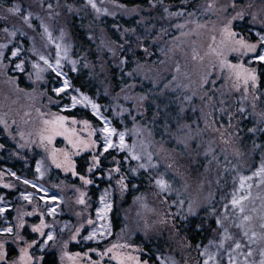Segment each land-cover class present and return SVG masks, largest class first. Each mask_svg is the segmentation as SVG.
Instances as JSON below:
<instances>
[{"label": "trees", "instance_id": "16d2710c", "mask_svg": "<svg viewBox=\"0 0 264 264\" xmlns=\"http://www.w3.org/2000/svg\"><path fill=\"white\" fill-rule=\"evenodd\" d=\"M16 1L20 0H0V30L10 27L11 10ZM57 1L67 15L65 21L73 52L80 60L79 70L69 76L72 86L79 91L94 97L113 98L135 87L134 79L139 74V84L153 85L156 90L154 96L165 94L166 88L177 81L187 85L197 115L196 125L192 128L199 127L200 119L209 130L213 126L222 129V126L233 124L246 127L249 122L243 119L240 102L246 103L250 109V119L264 117V63L253 61L262 49L256 32L264 33V0H234L231 6L237 8H232L230 13L207 5L215 0H105L113 14L107 15L97 25L89 21L91 18L84 7V0ZM24 5L30 6V1ZM201 22L206 30H222L218 35H212L214 47L200 46L196 27ZM97 27L102 29L101 38L95 35L96 30H92ZM3 41L0 38V43ZM11 49L4 64L8 75L16 78V91L34 93L35 85L25 78V73L12 72L14 60H10ZM8 61L11 66H7ZM150 67L158 68L151 84V76H145V69ZM52 76L48 75L41 90L55 100L53 105H48L54 116L39 121V126L46 130L45 125L58 128L51 141L46 133L44 137L37 134L40 140L35 143L13 140L0 124V174L7 173V169L31 180L37 159L43 157L49 173L42 184L64 196L60 217L50 218L35 202L27 203L24 208L13 206L14 209L7 212L16 228L15 238L19 236L22 243L36 245L34 264H68L64 258L66 252L76 255L83 264H159L158 255L162 258L169 256L177 264H201L198 249L206 244L209 233L203 230L194 232L190 224L180 222L168 199L163 197L155 201L159 203L140 222L142 226L147 225L149 232L137 234L129 243H118L122 221H125L127 209L132 205L135 181L125 170L122 155H100L99 122L89 110L80 107L59 110V101L63 98L54 96ZM123 84L126 86L122 89ZM246 87H250V91H245ZM156 103L153 107L158 110L153 115L150 112V121L156 117L153 122L156 131L168 132L158 139L172 144L175 140L172 139V126L178 128L186 124L187 117H169L165 109L166 105L169 107V100L165 98ZM213 110L218 114H221L220 110L225 112L226 117L222 115L223 120H218L220 116ZM31 132L34 138V132ZM245 135L246 132L241 131L237 134L241 139L238 142L241 149L246 142L249 149V139ZM179 153L184 156V149ZM107 173L111 174L109 181L113 189V234L101 244H85L83 238L86 230L94 225L98 193L105 186ZM10 185L6 188L0 184V194L11 200L19 191L26 189L25 186L18 187L13 178H10ZM152 187V184L151 187L145 185L144 190L156 195ZM16 216H21L25 226L20 224V220L15 221ZM65 221L71 223L72 231L64 235L60 247L52 246L40 252L45 233L61 227ZM2 238L0 236L4 260L0 264L13 263L18 258L20 245L15 244L14 237ZM68 238L71 239L67 241ZM119 250L134 253V256L126 257L130 263L123 260L115 262ZM62 251L65 252L62 254Z\"/></svg>", "mask_w": 264, "mask_h": 264}, {"label": "rangeland", "instance_id": "374dc122", "mask_svg": "<svg viewBox=\"0 0 264 264\" xmlns=\"http://www.w3.org/2000/svg\"><path fill=\"white\" fill-rule=\"evenodd\" d=\"M28 1L30 6L24 5ZM224 1L215 0L207 5H214L218 11L225 13L237 8L231 6L234 0ZM84 7L89 11V21L95 25L113 14L110 4L105 0H84ZM11 11L10 27L0 30V38L4 40L0 43V124L10 138L35 143L40 140L37 134L44 137L46 133L51 141L53 134L59 131L52 125H45L47 130L39 126L40 119L54 116L49 112L48 105H53L55 100L41 90L45 87L48 75L53 74L51 88L54 96L65 101H59V110L79 107L89 110L99 122L100 155H122L124 168L135 181L132 205L127 209L125 221H122L118 243H129L137 234L149 232L147 225L142 226L140 222L159 203L155 201L163 197L168 199L180 222L190 224L194 232L203 230L209 233L206 244L198 249L201 264H264V117L250 119V109L246 103L240 102L239 110L243 113V119L249 122L246 127L233 124L222 126V129L209 126V130L200 119L199 127L192 128L196 125L197 115L187 85L177 81L166 88L165 94L154 96L156 90L153 85L139 84V74L134 79L136 88L120 92L116 97L104 99L102 96L83 93L72 86L69 78L71 72L79 70L81 65L73 52L74 46L65 21L67 15L60 3L57 0H20L14 3ZM199 25L196 27V36L200 38V46L214 47L212 35H218L222 30H206L202 22ZM92 30H96L98 38L102 37V29L97 27ZM256 37L262 49L253 61L264 63V33L256 32ZM10 48V60H14L12 72L25 73V78L35 85L34 93L16 91V78L8 75V68L4 64ZM11 65L8 61L7 66ZM145 71V76H151V84L158 68L150 67ZM163 82L165 85L166 81ZM122 86L123 89L126 85ZM249 88L244 90L250 91ZM163 98L169 100V107H165L169 117H187L186 124L178 128L172 126V139H175L172 144L158 139L168 132L156 131V124L153 123L156 117L150 121V112L153 115L158 110L153 107V103ZM213 111L220 116L218 120L226 117V113L221 110V114L217 110ZM31 131L34 132V138ZM239 131L246 132L244 137L248 136L250 150L247 142L243 145L244 149L238 145L241 141L237 136ZM182 149L185 151L184 156L179 153ZM57 158L61 160V156ZM48 168L45 159L40 157L31 180L7 169L8 174H0L2 186L10 188V178H13L18 187L26 188L12 200L0 194V236L2 240L14 237L15 244L20 245L18 258L10 264H34L36 246L22 243L19 236L15 238L16 228L7 214L14 209L13 206L24 208L27 203L35 202L50 218L62 216L64 196L42 184L49 173ZM110 175L106 174L105 186L98 193L94 225L86 230L83 238L85 244H101L113 234ZM151 184L156 195L144 190L145 185L151 187ZM14 218L18 221L21 216ZM19 222L25 226L24 221ZM71 231L69 221L55 230H48L39 251L43 252L52 246L60 247L64 235ZM2 254L1 244L0 263L4 260ZM129 256H134V253L119 250L115 262L123 260L130 263L126 260ZM64 258L68 264H83L72 253L66 252ZM157 260L159 264H177L169 256L162 258L158 255Z\"/></svg>", "mask_w": 264, "mask_h": 264}]
</instances>
